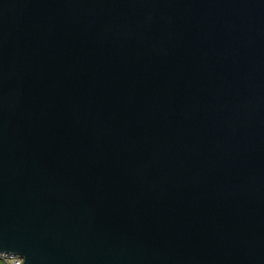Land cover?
I'll list each match as a JSON object with an SVG mask.
<instances>
[{
  "label": "water",
  "instance_id": "obj_1",
  "mask_svg": "<svg viewBox=\"0 0 264 264\" xmlns=\"http://www.w3.org/2000/svg\"><path fill=\"white\" fill-rule=\"evenodd\" d=\"M264 264V0H0V253Z\"/></svg>",
  "mask_w": 264,
  "mask_h": 264
},
{
  "label": "built area",
  "instance_id": "obj_2",
  "mask_svg": "<svg viewBox=\"0 0 264 264\" xmlns=\"http://www.w3.org/2000/svg\"><path fill=\"white\" fill-rule=\"evenodd\" d=\"M23 258L16 253H0V264H22Z\"/></svg>",
  "mask_w": 264,
  "mask_h": 264
}]
</instances>
